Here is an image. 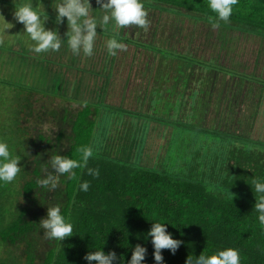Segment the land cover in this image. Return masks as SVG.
<instances>
[{"label": "trees", "instance_id": "obj_1", "mask_svg": "<svg viewBox=\"0 0 264 264\" xmlns=\"http://www.w3.org/2000/svg\"><path fill=\"white\" fill-rule=\"evenodd\" d=\"M142 2L150 29L133 25L119 32L127 51L135 48L131 67L140 68L143 56L148 59L140 70L150 86L136 95L138 108L108 103L116 65L129 55H109V28L107 36L98 33L105 38L98 47H106V61L96 72L105 80L94 92L96 100L82 98L79 86L70 95L57 87L82 108H46L37 116L41 124L58 121L57 137L29 136L37 130L24 126L35 116L32 98L20 112L26 115L17 122L22 136L17 149L10 148L23 158V169L15 183H0V248L17 247L28 257L26 264L38 258L41 264H89L85 257L103 249L117 253L116 264H130L140 244L148 249L144 264H156L147 237L153 222H165L183 243L175 255L164 251V264H187L191 255L229 247L240 250L242 264H264V225L254 210L259 197L251 186L264 179V138L255 135L264 114V76L222 62L232 57L228 46L234 35L264 43V0H239L228 22L218 20L208 0ZM155 136L165 143L154 153ZM81 147L93 148L89 168L100 170L99 179L78 169L77 178L62 177L57 190L40 189L45 170L54 172L52 155L77 158ZM84 182L91 184L86 193L80 190ZM57 205L75 225L63 243L49 240L40 228L49 207ZM12 254L9 249L6 258L0 255V264H19L18 254Z\"/></svg>", "mask_w": 264, "mask_h": 264}, {"label": "rangeland", "instance_id": "obj_2", "mask_svg": "<svg viewBox=\"0 0 264 264\" xmlns=\"http://www.w3.org/2000/svg\"><path fill=\"white\" fill-rule=\"evenodd\" d=\"M25 1L37 4L36 6H39V9L45 15L49 14L50 19L46 24V28L57 31L58 34L60 33L63 46L58 53L37 54L31 51L33 42L27 36L25 26L16 19L17 8L23 2L21 0H0V39L4 40V45L0 46V140L8 142L13 151L17 149L18 138L22 136L18 131L17 122L19 119L26 117L25 114L21 117L20 112L30 103L29 98H32L31 102L36 112L35 116L29 118V122L25 123L24 126L31 127L35 125L37 128L34 131L30 130L29 136L37 139V134L41 132L47 136L57 137L60 130L58 121L56 123L45 122V124H41L37 116L42 115L46 108H55V110L61 111L65 107L72 106L75 112L76 109L82 108L76 100L70 104L65 97L57 92V87L62 91L65 90L67 95H70L79 86L78 88L82 90V98L96 100L94 92H99V89L105 84L103 76L96 72H102V65L106 61L102 57L106 47L99 49L98 46L105 40L101 35L108 33L109 30L103 32L102 28H98V33L101 35L98 34L95 52L92 57L83 54L76 56L68 45L67 34L70 31L68 21L65 18L63 24H58L57 12L53 8L57 1L61 3L62 0ZM92 5L95 12H92L93 18H102L103 11L100 9L101 6L97 4V0H92ZM165 21L167 20L164 18ZM185 24L194 27L189 20ZM200 36L201 40H205V35ZM234 37L233 44L230 47L228 46L232 57L230 59L226 58L222 62L228 65L232 63L242 71L256 72L264 76V43L261 42V39L251 36L246 39L235 35ZM210 51L206 50L205 53ZM127 53L129 55L126 61L123 64L118 62L116 65L112 84L109 88L108 103L134 110L138 108L136 95H139L140 92L143 94L145 88L150 86V81L141 73V70L146 69L148 59L147 56H143L140 68L136 67V64L131 67L135 48H128ZM211 55L212 52L207 54V57ZM241 63L243 66H241ZM130 70L133 71L130 72ZM52 92L57 93L54 95L51 94ZM47 95H50V97ZM262 108L264 112V103ZM260 119V126L255 135L264 138V114ZM62 126L71 131L69 122L63 120ZM154 138L150 150L155 153L159 144L165 143V141L158 136ZM54 141L56 140L54 139ZM20 198L24 199L22 196ZM6 248H0L1 257L6 258L5 255L9 249L12 250V257L18 254L17 247H8L7 251ZM23 248L25 246L22 245L20 249L22 252H24ZM40 252H42L41 248ZM25 255L18 254L19 259L17 258V262L19 264H26L28 257ZM36 264H41L39 258Z\"/></svg>", "mask_w": 264, "mask_h": 264}, {"label": "clouds", "instance_id": "obj_3", "mask_svg": "<svg viewBox=\"0 0 264 264\" xmlns=\"http://www.w3.org/2000/svg\"><path fill=\"white\" fill-rule=\"evenodd\" d=\"M239 0H208V4L219 21H230L235 6ZM103 16L100 19L93 18L92 0H62L53 8L57 12V23L63 24L65 18L68 21L70 31L67 34L68 45L76 55L81 54L92 57L95 52L98 28L103 32L111 28L112 39L107 44L110 56H117L118 52L127 51L126 45L120 42L119 32L129 26H136L147 32L151 27L149 12L145 8L142 0H97ZM16 19L25 26L26 34L33 42L31 51L37 54L48 52H60L63 46V39L57 31L49 30L46 24L50 19L49 14L45 15L38 7L31 3L22 4L17 8ZM219 23H214V27H219ZM4 45V40L0 39V46ZM30 153V152H29ZM31 154V153H30ZM95 153L92 147H81L78 149V157L52 155L50 162L53 171L45 170L46 177L39 180V188L55 191L61 184L62 177L76 179V170H87L89 176L97 179L100 177L99 169L89 168V162ZM23 158L14 155L10 145L5 140H0V183L13 184L20 175ZM257 199L255 212L258 213V220L264 225V179H255L251 184ZM91 188L89 182H84L80 190L88 192ZM168 224L165 222H153V227L148 233V239L154 245L156 264H164L165 250H169L175 255L182 241L174 238L169 232ZM41 230L51 241L64 242L73 236L75 225L70 218L63 214L61 206L49 207L47 218L40 223ZM148 249L140 244L135 246L130 264H144L147 258ZM85 259L89 264H116L119 259L115 251L107 254L102 251L90 252ZM187 264H242L240 250L234 247L217 251L211 255L203 253L199 257L191 255Z\"/></svg>", "mask_w": 264, "mask_h": 264}]
</instances>
